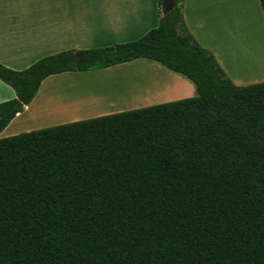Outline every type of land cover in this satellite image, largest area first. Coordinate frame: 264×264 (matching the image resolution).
I'll list each match as a JSON object with an SVG mask.
<instances>
[{
    "label": "trees",
    "instance_id": "trees-1",
    "mask_svg": "<svg viewBox=\"0 0 264 264\" xmlns=\"http://www.w3.org/2000/svg\"><path fill=\"white\" fill-rule=\"evenodd\" d=\"M172 2L135 40L0 63V133L65 71L149 58L198 91L1 136L0 264H264V81L234 83Z\"/></svg>",
    "mask_w": 264,
    "mask_h": 264
},
{
    "label": "crops",
    "instance_id": "crops-1",
    "mask_svg": "<svg viewBox=\"0 0 264 264\" xmlns=\"http://www.w3.org/2000/svg\"><path fill=\"white\" fill-rule=\"evenodd\" d=\"M255 1L264 22L260 0ZM228 3L229 0H184L186 24L196 40L216 56L234 83L247 85L262 82L264 72L262 78L252 75L262 65L264 51L257 42L255 44L249 40L251 34L244 30V25L229 18ZM159 19L158 0H0V63L22 70L44 56L63 50L132 41L157 27ZM236 59L241 67V72L238 73L227 66L228 61L235 67ZM262 66L264 70V64ZM121 68L130 71L115 74L118 78L144 76L148 79V90L154 86L159 87L150 91L143 101H138V98L129 100L133 104L120 101L117 102L120 105H115V108L112 107L114 103H106L101 106V110L91 106L62 111L53 116L41 115V109L46 103L57 98L71 100L76 96L75 92L80 91L66 83L68 78L99 71L52 74L42 81L33 100L16 114L2 130L0 137L190 98L198 94L192 80L158 61L138 58L103 70ZM84 79L77 84L81 89L93 85V82H104L99 80L88 83L91 81L85 82ZM14 97V88L0 79V102Z\"/></svg>",
    "mask_w": 264,
    "mask_h": 264
},
{
    "label": "rangeland",
    "instance_id": "rangeland-1",
    "mask_svg": "<svg viewBox=\"0 0 264 264\" xmlns=\"http://www.w3.org/2000/svg\"><path fill=\"white\" fill-rule=\"evenodd\" d=\"M257 9L255 0H229L228 16L231 20L234 18V21L239 23V25H244V30L249 31L251 34V38L249 40H252L255 44L257 42L264 51V22L262 21V16L260 15V12L258 13ZM245 28H247V30ZM236 63V66L232 67L227 61V66H229L228 68L234 72H241V67L237 59ZM263 64L264 61H262V65ZM262 65H259L257 69L254 70L252 76L255 78L263 77L262 73L264 70ZM103 69L104 68L92 69L99 71L95 74H82L68 78L66 83L80 89V91L75 92L74 95L76 96H73L74 98L71 100H62L61 98H57V100H53V102H48V104L46 103L45 106L42 107L40 114L53 116V114H58L62 111L74 108H90L91 106H95L94 108L101 110V106H104L103 104L106 103H114L112 107L115 108V105H120L117 104V102L120 101L124 104L131 103L129 100H133L134 98H138V101H143L146 99L147 94L150 91L159 87L154 86L151 90H148V79L144 76L118 78V75L115 74H123L124 72L130 71L125 70V68L124 70L123 68L117 70ZM86 77L91 78L84 79ZM83 79L85 82L91 81L88 83H92L93 81L99 82V80L104 82L99 84L93 82V85H87L81 89L79 88L81 86L77 84H79L78 82H81ZM131 104H133V102Z\"/></svg>",
    "mask_w": 264,
    "mask_h": 264
},
{
    "label": "water",
    "instance_id": "water-1",
    "mask_svg": "<svg viewBox=\"0 0 264 264\" xmlns=\"http://www.w3.org/2000/svg\"><path fill=\"white\" fill-rule=\"evenodd\" d=\"M172 6H173L172 0H163L162 12L164 14L168 13L172 8Z\"/></svg>",
    "mask_w": 264,
    "mask_h": 264
}]
</instances>
